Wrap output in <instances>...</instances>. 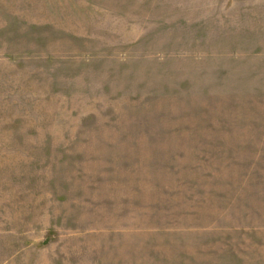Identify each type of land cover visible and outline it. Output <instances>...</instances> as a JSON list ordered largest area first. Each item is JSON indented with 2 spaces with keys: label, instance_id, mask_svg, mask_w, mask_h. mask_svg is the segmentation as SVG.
<instances>
[{
  "label": "rangeland",
  "instance_id": "1",
  "mask_svg": "<svg viewBox=\"0 0 264 264\" xmlns=\"http://www.w3.org/2000/svg\"><path fill=\"white\" fill-rule=\"evenodd\" d=\"M0 264H264V0H0Z\"/></svg>",
  "mask_w": 264,
  "mask_h": 264
}]
</instances>
